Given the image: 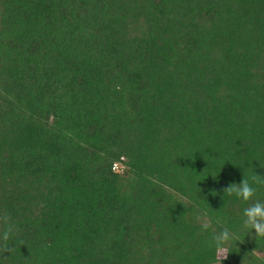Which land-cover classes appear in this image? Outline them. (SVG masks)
<instances>
[{
	"label": "trees",
	"instance_id": "16d2710c",
	"mask_svg": "<svg viewBox=\"0 0 264 264\" xmlns=\"http://www.w3.org/2000/svg\"><path fill=\"white\" fill-rule=\"evenodd\" d=\"M254 175L264 0H0V264H264Z\"/></svg>",
	"mask_w": 264,
	"mask_h": 264
},
{
	"label": "clouds",
	"instance_id": "9594fccd",
	"mask_svg": "<svg viewBox=\"0 0 264 264\" xmlns=\"http://www.w3.org/2000/svg\"><path fill=\"white\" fill-rule=\"evenodd\" d=\"M254 183H264L259 179V175L251 177ZM229 196L235 195L244 202L253 201L256 189L252 187L248 179H242L238 184L232 183L224 189ZM3 230L0 231V242L5 246L7 241L15 234V225L10 221V218L5 215L3 218ZM210 224H202L204 230H208ZM242 227L252 235L254 239H264V201L254 200L243 209ZM237 239V234L224 228L219 232H213L211 240L208 242L209 247L215 249L216 260L218 264H223V261L228 258L229 246L232 241ZM6 250H9L6 248Z\"/></svg>",
	"mask_w": 264,
	"mask_h": 264
},
{
	"label": "built area",
	"instance_id": "2783aa9c",
	"mask_svg": "<svg viewBox=\"0 0 264 264\" xmlns=\"http://www.w3.org/2000/svg\"><path fill=\"white\" fill-rule=\"evenodd\" d=\"M112 169L115 170V171H119L120 169V166L118 163H114L113 166H112Z\"/></svg>",
	"mask_w": 264,
	"mask_h": 264
},
{
	"label": "rangeland",
	"instance_id": "374dc122",
	"mask_svg": "<svg viewBox=\"0 0 264 264\" xmlns=\"http://www.w3.org/2000/svg\"><path fill=\"white\" fill-rule=\"evenodd\" d=\"M119 171L121 172L122 171V169H119ZM261 257H263L264 258V253H258Z\"/></svg>",
	"mask_w": 264,
	"mask_h": 264
}]
</instances>
